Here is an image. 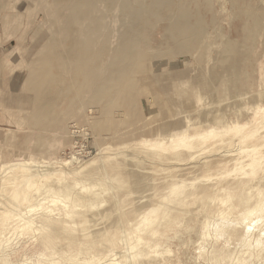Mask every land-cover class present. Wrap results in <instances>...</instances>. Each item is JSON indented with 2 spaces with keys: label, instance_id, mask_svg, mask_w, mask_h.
<instances>
[{
  "label": "rangeland",
  "instance_id": "obj_1",
  "mask_svg": "<svg viewBox=\"0 0 264 264\" xmlns=\"http://www.w3.org/2000/svg\"><path fill=\"white\" fill-rule=\"evenodd\" d=\"M18 1L0 0V213L12 200L21 201L29 186L31 205L45 188L70 194L72 204L69 216L52 220L49 238L18 237L14 226L7 230L8 264L33 262L40 245L47 244L80 254V261L93 258V264H264V213L256 224L247 222L249 227L242 221L264 193V0H243L240 6L250 12L241 23L234 19L230 0H211L213 14H205L202 0L191 5L194 17L204 19L193 50L169 55L175 51L170 46L169 54L156 56L148 68L151 76L169 69L158 82L164 94L170 93L162 104L149 89L123 96L115 106L96 101L90 92L72 93L65 106L64 98L54 96L58 107L43 121L16 99L30 69L28 58L34 55L32 37L49 24L36 23L38 0ZM168 24L161 20L153 25L154 48ZM18 37L23 52L16 50ZM184 133L198 135L176 149L149 146L169 144ZM179 186L186 191L177 203L172 192ZM155 209L159 216L171 214L158 227L160 235L152 238L138 226ZM222 217L228 227L215 237ZM139 236L157 246H142L134 256Z\"/></svg>",
  "mask_w": 264,
  "mask_h": 264
},
{
  "label": "bare ground",
  "instance_id": "obj_2",
  "mask_svg": "<svg viewBox=\"0 0 264 264\" xmlns=\"http://www.w3.org/2000/svg\"><path fill=\"white\" fill-rule=\"evenodd\" d=\"M199 1L201 0H174V2L172 0H38L41 4V12L36 15V23L40 24L48 22L46 24H49V27L43 31V33L41 32L42 34L39 35L38 32H36L32 37L33 44L29 49L34 52V55L33 58H31L32 55L28 58V60L31 59L30 62H27L28 64L30 63V69L24 79L25 83L24 86H22L23 92L21 93V96H18L16 99L17 102H20L21 105H25L29 108L26 109H31L34 117L40 121L44 120V118L48 115V111H52L54 108L56 109V106L58 107L56 104L57 100L54 96H56V98H64L65 106L66 102L70 98V94L72 93H77V96H79L85 92H90L93 93L96 101H106L109 103L108 106H115L117 104L116 102L119 103L120 100H123V96L128 95L134 97L141 94L143 91H148L149 89L153 94H155L158 101H160L159 103L162 104L163 98L169 96L170 93L164 94V92L167 91H164L163 88L160 89L161 86H158V82L164 79V72L169 71V69L163 67V72L159 76H151V72L149 70L150 62L155 59L156 56L169 54L168 49L170 46V48L175 51L169 55H172L175 52L187 53L193 50L197 40L201 38L200 31L202 25L204 24V19L200 16L198 18L194 17L197 13L191 11V5L194 2ZM202 1L203 3H207L205 6V14H213V8L210 3L211 0ZM230 1L234 9L233 13L235 21L241 23L242 20H246L250 11L242 9L240 6L243 0ZM9 3L11 2H8V4ZM1 4L2 8L4 6V2H1ZM11 5H8L9 8ZM13 10L14 9H12V11ZM112 11H114V13H112ZM2 12L3 11H1L0 14H2ZM23 19L21 21L24 22ZM192 19H194V21ZM161 20H168L169 24L162 26V29L164 30V39L161 41L158 48H154L153 43L156 41L153 36V25H156ZM30 22L31 21H29V23L27 22V25L30 24ZM20 24L24 23L21 22ZM27 25L25 24L24 27L26 28ZM25 28H23L24 33ZM5 41L6 40L3 42ZM7 41H10L9 36ZM3 42L1 44H4ZM16 43V50L19 52L23 49V39L18 37ZM213 46L215 47L214 44ZM214 47L211 49L213 50ZM156 50L159 53H154ZM21 52H23V50ZM26 54L25 56L27 57ZM25 67L26 66H24V70L20 67L19 68L21 71H25ZM61 86L64 87L61 88ZM90 93L87 96H89ZM120 96H122V98H120ZM85 102L83 100L82 103ZM133 102H135V100ZM76 103L79 104L78 101ZM28 110H26V112ZM196 136H189L184 133L181 137L177 136L176 139L174 138L169 140V144L165 141L150 142L151 144L147 142V144L154 149H163L167 147H174L176 149L178 146L190 143ZM28 182L30 181H27V184H24L28 186ZM25 185L22 187H26ZM30 188L31 186H29L26 190H23L26 195L21 201L12 200L10 206L6 207V209H8L0 213V223L3 224V227L0 228V264H8L9 260V255L6 253L7 251H5V246L8 243L5 244L3 241L4 238H6L4 235L7 230L14 226L16 229L14 231H17L18 237H28V235L34 234L37 238H49L47 231L52 224V220L55 217L60 218L63 215L65 217L70 215V212H68L72 204L69 200L70 194L67 196H61L60 194L52 191H45V188L43 192L39 193L40 196H38L39 189H37L38 192L36 194L38 198H36V200L38 203L31 205L30 200L32 199L28 195ZM38 188L41 187L39 186ZM32 189L35 190V188ZM185 191L186 187L183 186L175 187L173 189L172 195L175 196V198L177 197V203H180L179 198L184 195ZM260 195V201L254 207L248 208L244 212L242 220L244 223H255L256 221H259L261 214L264 213V193ZM62 197H65V199ZM34 199L35 197L33 198V201ZM1 202L4 203L0 200V203ZM173 202H176V200ZM229 202L230 199H227L225 203L227 204ZM74 204L75 207L78 206V203L74 202ZM158 211L159 209L152 210L149 214L143 217L140 225L138 226V231L141 234H147L152 238L160 235L158 227L164 225L171 213L165 211L163 212V215L159 216ZM152 215L154 216L152 217ZM227 222V219L222 217V220L219 222L218 228L216 229L215 237L216 235L217 237L224 235L225 228L228 227ZM254 223H251L250 225ZM258 223L259 222H257V224ZM236 226L238 227V225ZM250 228L253 229L251 226ZM204 229L205 237L208 234L209 225H206ZM250 232L252 231L250 230ZM8 234L10 235V232H8ZM136 242V245L132 247V251L136 250L134 256H139L141 254V252H137V250H139L142 246H144L145 249H154L157 246V242H146L142 236H139ZM199 243L201 245V242ZM260 243L261 241L257 240V244L262 246ZM227 244L228 243L226 242V245ZM126 248L128 249V247ZM40 249L41 250L35 253L36 255L34 261L33 258H31L33 262L30 263V261H26L24 264L94 263L93 258L80 261V254L75 255L65 251H60L49 244H47V246L40 245ZM197 252L199 251L197 250ZM126 255L128 257L129 253ZM115 258L116 257H114V259ZM236 261L238 262V260ZM129 262H132V259H129Z\"/></svg>",
  "mask_w": 264,
  "mask_h": 264
}]
</instances>
